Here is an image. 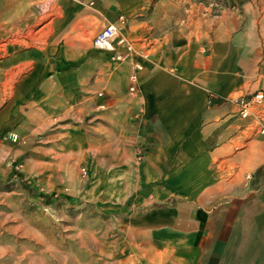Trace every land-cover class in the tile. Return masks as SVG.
I'll return each instance as SVG.
<instances>
[{"label": "crops", "instance_id": "obj_1", "mask_svg": "<svg viewBox=\"0 0 264 264\" xmlns=\"http://www.w3.org/2000/svg\"><path fill=\"white\" fill-rule=\"evenodd\" d=\"M13 1L53 13L0 107V133H43L40 175L100 151L134 161L140 145L126 175L143 189L125 219L140 249L125 264H264V134L233 102L264 91V0ZM120 15L133 52L116 61L92 38ZM9 151L0 144V164Z\"/></svg>", "mask_w": 264, "mask_h": 264}, {"label": "rangeland", "instance_id": "obj_2", "mask_svg": "<svg viewBox=\"0 0 264 264\" xmlns=\"http://www.w3.org/2000/svg\"><path fill=\"white\" fill-rule=\"evenodd\" d=\"M189 1L211 3L212 8L227 3ZM16 3L0 0V107L9 102L15 80L30 68L15 64L22 55L38 53L36 47L48 36L45 24L53 16L39 1L18 8ZM42 134L23 138L0 133V144L18 153L0 164V264H125L124 255L140 249L135 246V225L125 219L132 205L139 204L143 189L134 176L126 175L134 174L142 147L134 148L130 162L105 160L102 151L93 161H69L72 171L56 178L40 175L33 160L42 159Z\"/></svg>", "mask_w": 264, "mask_h": 264}, {"label": "built area", "instance_id": "obj_3", "mask_svg": "<svg viewBox=\"0 0 264 264\" xmlns=\"http://www.w3.org/2000/svg\"><path fill=\"white\" fill-rule=\"evenodd\" d=\"M126 22L124 15L118 16V23L105 24L92 38V45L95 48L107 50L112 53V59L120 61L133 52V43L127 39L121 30ZM146 57V54H143ZM133 71L129 76L130 91H135L137 72L142 68L134 63ZM238 108V114L242 118H250L255 122L257 131L264 134V91L258 90L248 96H241L233 101Z\"/></svg>", "mask_w": 264, "mask_h": 264}]
</instances>
